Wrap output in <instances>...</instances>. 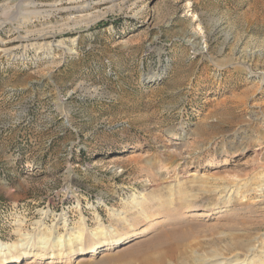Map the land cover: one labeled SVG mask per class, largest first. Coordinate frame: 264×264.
<instances>
[{"label": "rangeland", "instance_id": "rangeland-1", "mask_svg": "<svg viewBox=\"0 0 264 264\" xmlns=\"http://www.w3.org/2000/svg\"><path fill=\"white\" fill-rule=\"evenodd\" d=\"M82 1L0 0V241L264 264V0Z\"/></svg>", "mask_w": 264, "mask_h": 264}, {"label": "bare ground", "instance_id": "bare-ground-1", "mask_svg": "<svg viewBox=\"0 0 264 264\" xmlns=\"http://www.w3.org/2000/svg\"><path fill=\"white\" fill-rule=\"evenodd\" d=\"M30 1L31 0H29V1L26 0V3L24 5L27 7L31 6L30 4H28V2H30ZM74 2H75V4L73 6H71L70 9L76 10V12H82V11L84 12L90 6V4H89L90 2H86V1L83 2L82 0H74ZM32 6H33V4H32ZM231 186H234V185L232 184L230 186L229 185L223 186L220 189L222 192H225L226 189H232ZM259 190H260V188H259ZM222 192L220 194H222ZM260 200L261 199H259V201ZM257 201H255V202H257ZM204 214L205 213L203 211H199L197 213L198 216H203ZM162 232H159V233H162ZM128 233H129L128 231L116 233V232H113L111 230L107 231L106 229H103V230L101 229L98 232L92 233L90 235V237L86 240H85V238H83L80 235L76 236V239H74V240L70 239L69 236L65 239H63L62 237L51 238L52 234L48 233L45 235L43 234L44 236L37 238V239H39L38 242H33L32 240L29 241L25 236V237L21 238V242L18 245H16L13 250H11L9 245H7L5 242L0 241V264H15V263L20 262L24 256L27 257L26 262L28 264H31V263L36 262V261L43 262V263L57 262L60 259V257L62 256V254H66L68 256V258H70V260H73L75 258L82 256V255L92 254V253H94L100 249H104L110 245L113 246L114 244H119L126 238V235H128ZM166 233H168V232H166ZM167 236L169 238V235H167ZM163 237H165V235ZM165 241H166V239L164 240V238H163V240L160 239V241L158 243L163 245V243L167 242V241L166 242ZM170 245H172V244L170 243L169 246ZM176 246H178V245H176ZM175 248L176 247H174V246H170L168 249L169 254H171V253L173 254ZM164 252L163 253L157 252L158 253V259H156V260L160 261L159 263L164 261L163 260L164 259V256H163ZM242 261H244V260H242ZM237 262L234 264H239ZM240 264H242V263H240ZM243 264H246V263H243Z\"/></svg>", "mask_w": 264, "mask_h": 264}]
</instances>
